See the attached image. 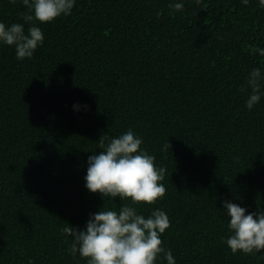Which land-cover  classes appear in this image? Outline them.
<instances>
[{"label": "trees", "instance_id": "16d2710c", "mask_svg": "<svg viewBox=\"0 0 264 264\" xmlns=\"http://www.w3.org/2000/svg\"><path fill=\"white\" fill-rule=\"evenodd\" d=\"M24 12L0 0V22L27 34ZM35 26L44 42L31 59L0 43V264H86L62 229L130 204L85 181L100 139L129 129L166 168V196L136 207L167 214L176 264H264V251L228 248L223 207L264 210V95L249 110L251 89L240 91L254 68L264 74L251 52L264 49L259 0H75Z\"/></svg>", "mask_w": 264, "mask_h": 264}, {"label": "clouds", "instance_id": "9594fccd", "mask_svg": "<svg viewBox=\"0 0 264 264\" xmlns=\"http://www.w3.org/2000/svg\"><path fill=\"white\" fill-rule=\"evenodd\" d=\"M15 4L16 0H10ZM197 4L201 0H195ZM247 5L249 0H242ZM27 12L21 13L25 24H31L25 34L24 24L13 23L10 26L0 22V43L14 46L18 60L31 59L35 50L43 45V31L35 22L52 23L57 18L68 16L75 0H22ZM264 7V0H259ZM169 8L181 11L183 3H170ZM159 16V13L157 14ZM253 54L259 52L264 57V49L252 47ZM264 74L260 68H254L240 91L251 89L246 106L251 110L260 102ZM143 140L131 129L107 144L100 139L99 154L88 158L86 188L91 193H99L103 198L121 201L119 211L100 210L92 214L85 230L68 225L62 232L71 236L68 249L70 255L79 253L86 264H157L165 260L167 264H176L170 249L164 247L161 236L170 228L167 214L155 209L148 217L139 214L136 206L154 205L167 193L165 185L166 168L157 167L155 156L142 148ZM171 147L169 143L164 149ZM230 217L228 229L231 233L226 244L235 255L242 253L253 255L264 251V210L247 213L236 203L225 201L223 204Z\"/></svg>", "mask_w": 264, "mask_h": 264}]
</instances>
